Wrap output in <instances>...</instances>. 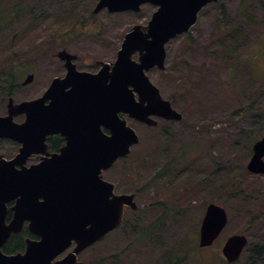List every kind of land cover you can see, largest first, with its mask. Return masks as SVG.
Here are the masks:
<instances>
[{
    "label": "rangeland",
    "instance_id": "1",
    "mask_svg": "<svg viewBox=\"0 0 264 264\" xmlns=\"http://www.w3.org/2000/svg\"><path fill=\"white\" fill-rule=\"evenodd\" d=\"M96 1L0 0L6 16L12 11L19 15L7 17L0 34V69L8 65L19 85L26 73L35 75L31 83L11 90L16 102L39 95L49 83L53 35L62 42L77 29L90 35L100 28L99 37L84 34L60 43L89 55L88 50L104 45L112 34L118 39L117 34L122 35L136 20L145 19L141 24L145 23L155 10L143 5L139 15L99 12L91 28L88 21ZM40 7L45 15L33 19L31 14L38 15ZM60 15L69 18L56 21ZM234 22L237 29L231 28ZM22 70L26 71L22 74ZM146 73L184 118L159 119L155 127L127 118L141 143L106 177L116 180V192H134L139 209H127L123 225L83 251L79 260L85 264H239L228 263L221 254L228 235L241 233L251 243L264 241V175L246 168L251 145L264 129L252 135L251 139L258 137L250 143L247 137L241 138V132L252 134L264 127L259 115L264 114V0H220L208 5L193 27L166 44L165 69ZM6 101L7 96L0 93V114L6 113ZM248 105L251 109L242 112ZM238 140L241 143L236 145ZM9 142L0 144V153L6 157L15 150ZM232 144L235 147L229 150ZM183 150L185 159L180 156ZM227 155L236 170L231 174L227 169L217 171V163ZM172 158L174 166L169 162ZM230 176L236 186L219 187L223 179L230 184L234 180ZM237 187L249 201L231 195V188ZM209 202L225 207L228 223L213 246L190 252L193 242L197 246ZM247 256L248 264L257 263L254 254L247 252Z\"/></svg>",
    "mask_w": 264,
    "mask_h": 264
},
{
    "label": "water",
    "instance_id": "2",
    "mask_svg": "<svg viewBox=\"0 0 264 264\" xmlns=\"http://www.w3.org/2000/svg\"><path fill=\"white\" fill-rule=\"evenodd\" d=\"M217 1L98 0L94 12L104 6L110 11H137L142 3L157 5L146 26V38H141L139 25L133 26L125 34L109 74L105 68L96 74L76 72L74 64L67 60L66 78L54 79L42 96L20 102L8 98L7 114L0 115V137L12 138L21 145L10 160L0 155V264H84L78 255L121 224L126 206L138 207L134 193H116L114 183L102 176L103 170L139 143L138 134L119 113L147 125H156L155 117L177 121L183 118L161 96L146 71L153 66L164 69L165 43L187 32L197 21L199 11ZM65 51L57 53L61 59L68 58ZM135 51L139 52L137 61L131 59ZM32 78L29 74L22 83L27 84ZM107 78L112 87L102 86ZM67 79L89 84L88 91L80 89L78 97L60 93V86L66 85ZM91 85H100L105 94H94ZM133 91L138 93L137 98ZM47 99L50 102L45 104ZM70 100L81 105L73 108ZM20 113H25L26 119L18 123L13 118ZM71 118L73 127L69 129ZM102 126L108 128L109 134L102 131ZM58 131L65 134L67 143L55 155L56 160L25 167L31 152L44 151L45 136ZM251 150L247 170L264 174V136L252 144ZM11 200L12 216L7 222L6 203ZM25 221L35 237L26 239L22 252H3L2 246L12 234L22 230ZM227 221L224 206L209 202L199 227L198 247L211 246ZM247 242V236L241 233L227 236L220 249L225 260L235 262Z\"/></svg>",
    "mask_w": 264,
    "mask_h": 264
},
{
    "label": "flooded vegetation",
    "instance_id": "3",
    "mask_svg": "<svg viewBox=\"0 0 264 264\" xmlns=\"http://www.w3.org/2000/svg\"><path fill=\"white\" fill-rule=\"evenodd\" d=\"M143 5H151L152 7H155V10L157 8V5L151 4V3L141 4L139 10H137V11H134V10L110 11L107 6H104V7H102L97 12H94L92 10L91 17H90V21H88V24L91 26V28H93L95 26L93 24L94 23L93 20L96 18V14L99 13V12H104L105 14H107V16H111V15L112 16H117L119 14H127V15H137L138 14L139 15V13L142 10V6ZM208 5H211V3L210 4H207L206 6H208ZM94 6H95V4H94ZM206 6H204V8ZM154 11H152L149 14V16H148L149 19L146 20L145 23L141 24L145 19L136 20V22L133 23V25H131L122 35L121 34H117L118 36H120L118 39H114L115 38L114 37V34H112V35H110V41H108L104 45H98L96 49H90V50H88L90 52L89 55H83V54H81V52L79 50L74 49L73 46L71 47L70 45L65 46V45L60 44V43H63L64 41H67L68 39L70 41V40L74 39L75 37H78V36L80 37V35L86 34L85 32H83V30L77 29V31H76L75 34H73L71 37H67V40H64L62 42L56 41V38H55V43H54L55 44L54 45L55 46V53H52L51 54V57L52 58H51V60L49 62V73H50L49 83L47 84V86L45 87V89L39 95H37L35 97H32V98L25 99V100H31V99L38 98V97L42 96L43 93L45 92V90L49 87V85L51 84V82L54 79L64 80V78H66V74L68 72V68H67V65H66V63H67L66 61L67 60H70V62L72 64H74V67L76 69V72H89V73H92V74H96V73L99 72L100 69H103V68H105V71L104 72L106 74H109V73L113 72V66H114V63H115V61L117 59L118 50L120 49L121 43H122L123 39L125 38V34L127 32H129L132 29L133 26L139 25L140 26V30L142 32V37L141 38L142 39H145L146 38L145 36H146V34L148 32V28L146 27V25L148 24V22H149V20H150V18H151V16H152V14H153ZM77 23H80L79 26L82 27L81 22H77ZM77 23L75 25H77ZM96 30L90 32V33H93L94 32L93 34H90L89 35V33H87L86 35L99 37L98 34L100 35V28L99 29H96ZM70 31H67L66 34L69 33ZM180 35H182V34H180ZM66 36H68V35H66ZM177 36H179V35H176L175 37H177ZM175 37H173L170 40H168V42L171 41L172 39H174ZM148 39H150V38L148 37ZM115 42H116V44H115ZM168 42L165 43V49H166V44ZM63 49L66 50L65 52L68 55L67 56L68 57L67 59L66 58L61 59L58 56V54H57L60 50H63ZM138 57H139V52L138 51H135L131 55V59L134 60V61L135 60L137 61L138 60ZM165 60H166V57H165ZM153 68L159 69L157 66H153L150 69H153ZM25 71L26 70H22V74ZM161 71H163V70H161ZM29 74H31L33 76L32 80L29 83H31L33 81L34 76H35L34 73H31V72L26 73V75L23 78V80L21 81L20 85H18L19 87L20 86L21 87H24L27 84H29V83H27V84H23L22 83L25 80V78L27 77V75H29ZM107 76L108 75H105V78ZM14 78H15V76H14ZM102 84L101 85L103 87L104 86H106L108 88L109 87H112L109 78H107V80L105 81V83L103 82ZM153 84L156 85L155 83H153ZM89 86H90L89 84H86V85L80 84L78 82V80L69 81L67 79L66 85L60 86V93L63 94V92H68L69 93V96H71V97H78L79 96V90L82 89V90L88 91ZM91 87L93 88L94 94H97V95L98 94H101V95H104L105 94L104 91L100 90V85L98 87L95 86V85H91ZM157 88H158V86H157ZM128 89L132 90V86L129 85ZM159 91H160V89H159ZM160 93H161V91H160ZM54 94L56 95L57 93L54 92ZM133 94H134V98H137L138 97V93L136 91H133ZM20 101H22V100H20ZM20 101H17V102H20ZM49 102H50V99H47V100H45L44 103L47 104ZM70 104H71V106L73 108L74 107L77 108L79 106V104L81 105V103L79 102V104H78V102L76 100H75V102L73 100H70ZM5 108H6V106H5ZM65 108H67V105L65 106ZM75 111L77 112V110H75ZM6 112H7V108H6ZM119 115L120 116H125L126 119L127 118H130V117H127L126 115H123L121 113H119ZM16 117H18V120H16ZM16 117L14 119L17 122H19V123L25 121V119H26L25 113H20ZM157 119H158V122H159V119L160 118H157ZM158 122H157V124H158ZM67 127L69 129H72V127H73V120H72V118H71V123L68 122ZM67 127H65V128L68 129ZM63 128H64V126H63ZM101 129H102V131L104 133L109 134L108 128L102 126ZM72 136H75V135L72 134ZM1 141H6V142H9L10 141V142H12L11 145L13 144L14 147H15L14 153L12 155H9L8 156L9 158H12L18 152V149H19V147L21 145L20 142L14 140L12 138H9V137H0V144H1ZM66 143H67V138H66L65 134H63L62 132L58 131V132L48 133L45 136V144H46V146L43 149L44 151H39V152L33 151V152H31L26 157L25 162H24V166L28 168L29 166H31L33 164L44 163V162H46V161H48L50 159H52V160L55 161L56 160L55 155L60 154L61 149L66 145ZM132 150H133V148H132ZM130 155L128 154L127 156L118 158L108 169H106V170L103 171V178L106 179V180H109V181L114 182L115 183V190H116V187H117L116 186V180L113 181L112 178H110V177L107 178L106 175H107L108 172H110V171H112L114 169V167H115V165H116L117 162H119L120 160L126 159ZM69 161H71V160H69ZM40 200H42V199L40 198ZM13 202H14V200L8 201L6 203L7 211H6L5 220L7 222H9V220L11 219V216H12V211H11L10 207L13 204ZM26 224L27 223H25V226H26ZM34 237H32V238H34ZM8 240L5 242V244L8 242ZM4 245L2 246V250H3Z\"/></svg>",
    "mask_w": 264,
    "mask_h": 264
},
{
    "label": "trees",
    "instance_id": "4",
    "mask_svg": "<svg viewBox=\"0 0 264 264\" xmlns=\"http://www.w3.org/2000/svg\"><path fill=\"white\" fill-rule=\"evenodd\" d=\"M64 8V7H63ZM8 9H11V8H8ZM31 10H30V12H32L33 10H34V8L32 7V8H30ZM40 12H39V14L38 15H35L34 13H32L31 15H32V18L33 19H35L36 17H42V16H44L45 15V13H44V9L42 8V7H40ZM14 13H13V11L8 15V16H6V10L4 9V7H0V34L3 32V31H5V26H6V24H7V22H8V20L9 19H7V17L8 18H11V19H15V18H18L19 17V15H17V16H14L13 15ZM69 18V17H68ZM67 17L65 18V19H62L61 17H59V20H58V17L56 18V21H60V20H62V21H65L66 19H68ZM253 18L252 17H249V18H247V20H249V21H253L252 20ZM11 23V21H9V23L8 24H10ZM236 22H234L233 24H235ZM232 24V27L231 28H236L237 26H238V24L236 23L235 25H233ZM6 29H7V27H6ZM237 29V28H236ZM64 33V32H63ZM62 33V34H63ZM57 36V35H56ZM54 39H55V35H53L52 36V40L54 41ZM2 49L0 48V51H1ZM248 60H250L249 58H247ZM250 62H251V60H250ZM0 64H1V61H0ZM251 66H252V63H251ZM253 68V67H252ZM9 69V67H8V65H6V67L4 68V69H0V93L2 94V95H5V96H9L10 94H11V90L13 89V88H17V86L19 85L15 80H14V76H13V72H11L10 70H8ZM251 109V105H248V106H246V107H244V108H242L241 109V111L242 112H246V111H248V110H250ZM259 115H262L261 116V118H262V120L264 121V114H259ZM264 129V127H259V131L258 130H254L253 131V133L252 134H249V133H247V132H241V138H245V137H247L248 138V140H246V142L247 143H250L253 139H255L256 137H258V136H256V137H254L253 139H251L250 137L252 136V135H255L257 132L258 133H260V131L261 130H263ZM260 135H264V133H260ZM257 139V138H256ZM255 139V140H256ZM241 143V141L240 140H238L235 144L236 145H239ZM235 144H232V145H230V148H229V150H232L234 147H235ZM244 145H245V143H244ZM245 146H248V145H245ZM242 147V146H241ZM184 148V150H185V147L183 146L182 148H181V150ZM184 150L182 151V153L180 154V156L182 157V158H184L185 159V152H184ZM249 152H250V148H249V150H248ZM180 160H182V159H180ZM173 166L175 165L174 163H173V158L169 161ZM234 163L231 161V158H228V155L226 156V158H224V160L223 161H220V162H218L217 163V171L219 172V171H223V170H228V173H230L231 174V172H234V171H236L233 167H232V165H233ZM137 173L139 174V172L137 171ZM230 177H232V176H230ZM155 178L156 177H153L152 178V180H155ZM234 180L230 183V184H227V181L225 180V179H223L222 181H220V183H219V187H221V186H223V184L224 183H226L225 185H224V187H223V189H225V188H228V186L229 185H232V183H233V185L234 186H236L235 185V178L234 177H232ZM228 179H230L229 177L227 178V180ZM139 189V190H138ZM137 189V191L139 192L141 189L140 188H138ZM231 191L233 192L231 195H238L237 197H239V198H241V200H243L244 199V201H249V196H242V193H241V191H240V189H239V187H237V188H231ZM164 214V213H163ZM160 216H162V215H160ZM159 216V217H160ZM127 220V215H126V218H125V220L124 221H126ZM151 227V226H150ZM149 227V228H150ZM149 233H150V231H149ZM27 237H31V235H30V233L28 232V230L26 229V228H24L22 231H20L19 233H16V234H13L11 237H10V239L8 240V242L4 245V247H3V251L5 252V253H14V252H17V251H21L23 248H24V246H25V240L27 239ZM199 248L195 245V243L193 242L192 244H191V246H190V248H189V250H190V252H195V251H197ZM193 250V251H192ZM247 252H250V253H252V254H254L255 255V259H256V261H257V263L256 264H262V261H264V241H262V242H260V241H258V242H256V243H251V242H249L248 244H247V246H246V248H245V250H244V252H243V254H242V256H241V258L239 259V260H237V262H235V263H239V264H248V261H249V258H248V256H247ZM187 255H188V253H187Z\"/></svg>",
    "mask_w": 264,
    "mask_h": 264
}]
</instances>
